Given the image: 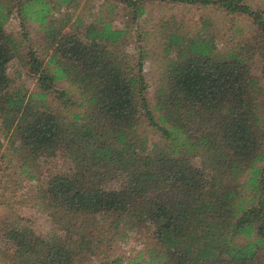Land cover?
Returning <instances> with one entry per match:
<instances>
[{
	"label": "trees",
	"instance_id": "obj_1",
	"mask_svg": "<svg viewBox=\"0 0 264 264\" xmlns=\"http://www.w3.org/2000/svg\"><path fill=\"white\" fill-rule=\"evenodd\" d=\"M79 1L0 0V159L36 180L48 222L39 233L2 211L1 264H264V8ZM159 2L217 8L247 29L229 22L221 35L211 15L194 30L173 22L147 78V32L130 51L127 33ZM10 62L34 91L15 84ZM129 229L144 246L125 256Z\"/></svg>",
	"mask_w": 264,
	"mask_h": 264
},
{
	"label": "rangeland",
	"instance_id": "obj_2",
	"mask_svg": "<svg viewBox=\"0 0 264 264\" xmlns=\"http://www.w3.org/2000/svg\"><path fill=\"white\" fill-rule=\"evenodd\" d=\"M87 1L90 2L93 7H98V5H100L102 2L101 0H80L79 6L76 10L81 8L83 3L87 4ZM244 1L252 7L258 6L259 8H264V0ZM224 13V11L217 8L213 9V11L211 9H204L201 11L200 8H196L195 6L182 4L160 2L156 4H148L145 6V13L142 18H140V21H138L136 26H132V30L127 33V49H129V51L135 50L136 44H144L143 41H136V35L141 34L143 31L147 32L146 45H144V47L149 51V53L148 59H146L144 63V73L147 78L152 79L155 77V66L152 67V64L158 61L160 56H163L161 48L163 46L164 40H162L161 36L167 30H172L167 29L168 25L175 22L184 27L186 30H194L200 25L201 19L211 15L212 20L217 26L216 30L221 33V35L225 32L228 34L227 26L229 25V22L236 23L239 26H243L244 29H247V26H245L247 23L245 18L232 14L226 15ZM120 24L121 23L119 20L111 22L112 26H119ZM4 27L7 30L12 31L16 36L21 32L16 16H11L5 22ZM25 29L28 31L29 39L27 42L30 43V47L33 50L36 49L37 52H40V50L37 49V44L35 42L36 40L39 41L40 39L38 32L33 29V26L30 23H25ZM212 35L214 38H216L215 40L217 45H219L217 34L212 32ZM220 38L221 41L224 40L222 39L223 37ZM11 62L7 66V73L10 77L15 78V84L25 88L27 90L26 92L34 91V79L27 76L21 66ZM58 85L59 83L56 84L55 87L57 88ZM46 102L56 104L57 98H55L53 94L47 95ZM13 163L14 162L12 160L8 162L7 158L0 159V213L5 211L6 213L11 212L15 215H21L30 222L32 228L35 231L40 233L48 226V222L46 220L47 218L44 211L35 204V199L32 195V187L36 183V180H29L20 176L17 173V169L12 167ZM53 165H56V163L53 161H48L46 164H44V167H42V165L39 169L37 178L43 180L47 169L51 168ZM141 238V232H135L133 229H129L124 242L119 244V251H117V253L121 252L125 256L132 255L136 250L144 246L141 242ZM90 264H95V261L91 262Z\"/></svg>",
	"mask_w": 264,
	"mask_h": 264
}]
</instances>
